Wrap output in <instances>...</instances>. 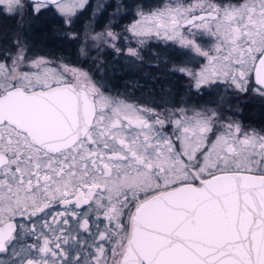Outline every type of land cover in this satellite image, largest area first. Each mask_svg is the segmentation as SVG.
<instances>
[{"label":"snow or ice","instance_id":"snow-or-ice-1","mask_svg":"<svg viewBox=\"0 0 264 264\" xmlns=\"http://www.w3.org/2000/svg\"><path fill=\"white\" fill-rule=\"evenodd\" d=\"M0 15L59 18L83 59L108 48L135 66L171 42L168 72L197 94L264 101V0H0ZM29 48L0 49V264H264V129L223 116L224 96L114 97Z\"/></svg>","mask_w":264,"mask_h":264},{"label":"flooded vegetation","instance_id":"flooded-vegetation-1","mask_svg":"<svg viewBox=\"0 0 264 264\" xmlns=\"http://www.w3.org/2000/svg\"><path fill=\"white\" fill-rule=\"evenodd\" d=\"M8 21L10 20L6 16L0 15V31L7 30ZM11 21L14 27V22ZM24 30L25 26L23 32ZM172 47L171 42H168L165 47L161 44H151L149 48L142 50L144 61L135 66H130L127 60H123V56L118 57L111 50L104 49L99 55L102 63L98 66L102 68L103 73L95 75L93 78L102 81L105 85V91L110 95L134 103L143 102L145 104L152 99L154 100L153 106L163 104H169L170 106L191 105L190 101L196 98L195 103L197 104H194V106L201 107L202 104L209 102L210 95L205 90L202 95L195 94V90L190 88L189 82L185 78L168 72L171 61L174 59L171 57ZM104 53L110 59L104 60ZM156 57L160 58L159 61ZM166 60L168 62H165ZM94 63H96V60ZM146 82L151 84V88L145 87V91L142 84ZM142 91H145L146 94H143ZM230 102L231 107L237 103V112L231 113L227 109H225V112L240 116L243 124L255 128L251 124L249 125L248 122H244L245 119L242 117L250 116L252 107L264 105V101H261L252 93H247L241 94L239 97H232ZM212 106L214 107V105ZM256 129H259V127Z\"/></svg>","mask_w":264,"mask_h":264},{"label":"rangeland","instance_id":"rangeland-1","mask_svg":"<svg viewBox=\"0 0 264 264\" xmlns=\"http://www.w3.org/2000/svg\"><path fill=\"white\" fill-rule=\"evenodd\" d=\"M89 2H90V4L95 5L98 2H104V0H89ZM114 2H115V0H108V3H114ZM158 2H160V0H149L146 3H158ZM85 11L87 12V9H85ZM108 11H109V13H111V11H113V9H109ZM100 15L103 16L104 14L101 13ZM45 16L46 15H42V16H39L37 18H31L29 16H25L24 20L20 21V22H18L16 19H13V18H10V17L6 16L10 21H8L7 30L0 31V49L6 48V47H10L11 46V40H12L13 36L20 35L24 39H26L28 44L30 45V48H29L30 53H35V54H38V55H41V56H46V57H49V58H51L53 60H62L65 63L71 64L73 66L83 67L86 70H88L93 76L102 74L103 73L102 72V68H99L97 66V63H94L95 60L91 58V57H95L96 60H100L99 56L97 57V50H95V49L91 50L90 58L83 59V58L79 57L78 56V46H79L81 40L80 39H78V40H69V39H67L64 36V32L66 31V29L64 28V26L62 24L59 26V29H58L59 36L61 37V39H65L68 44L70 43L71 45L75 46L73 48V51L75 53L72 56L70 54H66V55H64V54H57V55L43 54V53H41L40 50H44V48L40 49V48H36L34 46H31V44L29 43V34L31 33V27H32V29L33 28H38L40 20L42 18H46ZM85 19H87V17ZM11 20H13V22H14L13 23L14 27L12 26V21ZM107 22H108L107 18H104L103 20H101L98 17L97 18V22L94 25L95 31H101L102 28H103V25L107 24ZM128 22H129L128 20H125L124 24H127ZM24 26H25V30L23 32V27ZM122 28H123V24L120 25V27H117L116 31H121ZM76 31L80 34V37L82 38L83 37V31H84V20H81V22L76 26ZM120 43H123V42L121 41ZM151 44H161L163 47H165L167 45L162 40L152 39V40H150L148 42V44L144 47V49L149 48V46ZM105 49L106 50H111V49H108V48H105ZM111 51L113 52V50H111ZM114 54L116 56H118V57L119 56H123L124 57L123 54H119V55L116 54V53H114ZM123 60H127V59L124 57ZM201 92H204V90L202 89ZM195 94H197V93H195ZM220 96H224V101L219 104L218 111H220L223 114V116L231 117L233 120L238 121L241 124L242 128L250 129V127H247V125L243 124L240 116H234L233 114H230V113L228 114V113L225 112V109H227L231 113H234L235 111L237 112V108H236L237 107L236 106L237 103H235L231 107V102L230 101H231L232 97H235V96H232L231 93H225V92L221 91L219 93L210 95L209 102L207 101L206 104H202V107H213L212 105H214V107H217V104L219 102V97ZM195 99L196 98H194V99H192L190 101L191 105L197 104V103H195L196 102ZM197 99H199V98H197ZM137 103L144 104L143 102H137ZM211 103H213V104H211ZM145 104H149V105L153 106L154 105V100L151 99V100H149V103H145ZM239 111L240 110L238 109V112Z\"/></svg>","mask_w":264,"mask_h":264},{"label":"trees","instance_id":"trees-1","mask_svg":"<svg viewBox=\"0 0 264 264\" xmlns=\"http://www.w3.org/2000/svg\"><path fill=\"white\" fill-rule=\"evenodd\" d=\"M149 0H145L148 2ZM132 2V0H129ZM46 18H42L38 25V28L31 27V33L29 34V43L31 46L36 48H44V50H40L43 54H70L71 56L75 53L73 48L75 46L67 43L65 39H61L59 36V26L61 23L57 17L52 15H46ZM109 55V54H108ZM104 60L110 59L104 53ZM97 67V66H96ZM100 68V67H99ZM143 88H151V84L146 82L142 84ZM146 91V88L144 89ZM145 91H142L143 94H146ZM249 113V111H248ZM250 116H243L245 119L244 122H248V124L252 125L255 128L264 129V105H255L252 107V111L249 114Z\"/></svg>","mask_w":264,"mask_h":264}]
</instances>
